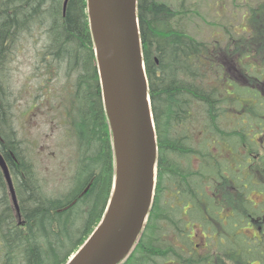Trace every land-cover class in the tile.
Wrapping results in <instances>:
<instances>
[{
    "label": "trees",
    "instance_id": "trees-1",
    "mask_svg": "<svg viewBox=\"0 0 264 264\" xmlns=\"http://www.w3.org/2000/svg\"><path fill=\"white\" fill-rule=\"evenodd\" d=\"M63 1L0 0V73L17 43L34 31L45 36L40 61L53 68L45 85L52 75L55 88L65 81L64 95L48 102L59 105L53 111L65 121L60 138L74 152L67 184L46 190L31 147L13 127L10 93L0 79V154L19 207L17 213L0 170V264H65L101 220L111 193L114 155L86 0H68L64 11ZM137 16L158 148L205 141L210 133L214 142H229L221 164L229 173L231 203L224 216L215 205L208 212L177 206L207 235L203 247L187 231L179 235L176 225L163 240L157 217L158 234L141 235L132 258L130 252L118 264H264V196L254 199L264 194V146L258 145L264 142V56L229 57L222 47L191 37L181 11L158 0H137ZM248 152L256 158L248 161Z\"/></svg>",
    "mask_w": 264,
    "mask_h": 264
},
{
    "label": "water",
    "instance_id": "water-1",
    "mask_svg": "<svg viewBox=\"0 0 264 264\" xmlns=\"http://www.w3.org/2000/svg\"><path fill=\"white\" fill-rule=\"evenodd\" d=\"M68 0L63 2V11ZM101 98L111 133L114 183L98 226L65 264H118L140 235L155 188L156 130L137 0H86ZM0 169L17 213L3 157Z\"/></svg>",
    "mask_w": 264,
    "mask_h": 264
},
{
    "label": "rangeland",
    "instance_id": "rangeland-1",
    "mask_svg": "<svg viewBox=\"0 0 264 264\" xmlns=\"http://www.w3.org/2000/svg\"><path fill=\"white\" fill-rule=\"evenodd\" d=\"M158 1L181 11L186 21L185 29L191 37L222 47L229 57L238 58L245 52L250 53L251 58L264 56V0ZM32 34L21 45L17 43L0 79L10 93L6 100L9 101L13 127L31 147L38 170L45 177V188L52 192L65 186L66 182L61 177V173L64 175V155L57 144H63V141L57 129L58 113L53 112L56 103L51 105L48 98L64 95L61 89L65 81L55 88L52 75L45 85L47 74L53 71L49 66L43 67L40 61L45 36L40 31ZM232 49L237 50L236 56L231 54ZM246 233L252 235L254 229L249 228Z\"/></svg>",
    "mask_w": 264,
    "mask_h": 264
},
{
    "label": "flooded vegetation",
    "instance_id": "flooded-vegetation-1",
    "mask_svg": "<svg viewBox=\"0 0 264 264\" xmlns=\"http://www.w3.org/2000/svg\"><path fill=\"white\" fill-rule=\"evenodd\" d=\"M58 106L56 104V109H58ZM58 119L56 120L57 129L61 130L65 126L63 115H59ZM212 138V133H210L205 141H197V143L183 142L182 140L164 142L161 148H158L157 190L155 188L151 205V215L153 214L151 217L152 223L148 222L147 217L141 235L151 234V231L158 234V232H155L157 230L155 220L158 217L159 224L161 225L160 230L164 231V233L161 232L163 240L166 230L176 225L180 232L179 235H185V231H187L188 235L186 237L196 247H203L205 245L207 235L203 229L199 231L201 227L198 224L195 225L188 218V211L182 216L177 206L182 203H188L192 208H200L204 212H208V207L215 205L218 210L217 214H220H218L219 216H224L225 212L229 209L231 203V190L228 182L229 173L225 170L227 168L221 164L223 157H228L230 154L229 142H214ZM182 139L188 140L189 137L185 134ZM60 143H57L61 148L59 152L64 155V166L61 162L64 175L61 173V177L67 184L74 169V162L71 157H68V154L73 155L74 152L73 148L72 151L69 150L68 145L64 141L63 144ZM258 145L264 146V142H258ZM241 154L244 156L245 151H241ZM248 155V161H250L251 157L256 158L253 152H248ZM40 176L42 175L40 174ZM219 178L221 181L217 180ZM263 196L264 194L256 192L255 197L258 202H263ZM173 238L177 240V243L183 242L180 236L174 235ZM140 241L139 237L130 253L129 259L132 258L134 251L139 247Z\"/></svg>",
    "mask_w": 264,
    "mask_h": 264
}]
</instances>
